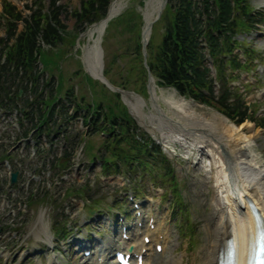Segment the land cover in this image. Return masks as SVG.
I'll return each instance as SVG.
<instances>
[{"label":"trees","instance_id":"1","mask_svg":"<svg viewBox=\"0 0 264 264\" xmlns=\"http://www.w3.org/2000/svg\"><path fill=\"white\" fill-rule=\"evenodd\" d=\"M42 1L36 3V10L31 9L32 14L26 18L15 6L5 4L3 17L6 19L7 37L2 41L6 44L2 51L8 49V54L5 65L0 64V79L9 74L10 67L34 69L38 62L36 54H40L39 36L53 48L60 47L67 40L75 43L77 37L67 35V26L61 22L60 14L64 7L58 6L60 0L53 1L48 13ZM82 2L81 9L74 12L81 32L104 19L112 1ZM258 18L253 15L249 0H170L162 18L165 27L161 45L151 41L148 47V67L157 78L159 87L176 89L183 97L217 110L238 126L248 120L264 126L256 117L257 109L253 105L247 106V88L240 90L231 86V82L238 79L234 72L252 65L244 64L235 54L241 46L236 38L256 29V25L261 23ZM141 20V15L131 7L111 23L107 31L109 38L116 31L129 38L127 48L107 61L105 76L115 86L133 89L147 97ZM19 22H23L21 32ZM244 52L250 61L257 60L255 52ZM45 60L51 64L47 57ZM12 74L19 73L13 71ZM97 109L106 114L112 137L103 145L104 170L119 173L122 164L129 168L137 162L144 172L165 181L171 179L173 170L167 165L168 159L136 124L120 102V95H109L99 101ZM172 180L175 190L176 182Z\"/></svg>","mask_w":264,"mask_h":264},{"label":"rangeland","instance_id":"2","mask_svg":"<svg viewBox=\"0 0 264 264\" xmlns=\"http://www.w3.org/2000/svg\"><path fill=\"white\" fill-rule=\"evenodd\" d=\"M7 1L16 5L25 15L30 14V12L27 11L26 6L34 7V2L28 0ZM80 1L81 0H61L60 2L65 7V10L61 12L62 22L69 27L70 31H74L76 28V21L71 13L81 7L82 3H80ZM126 1V9L132 4L138 8L137 11H140L141 13L144 12V6L141 7L139 5L142 0ZM147 1L149 0H145V3ZM3 2L4 0H0V39L4 38L6 35L4 21L1 17L3 12ZM251 5L254 6L257 12L264 15V0H251ZM261 29L262 31L259 34L252 35V37H248L247 40L248 42H253L254 48H256V50L264 57V24ZM93 30L94 28L87 30L83 35L79 42V48L81 50L78 51L81 53L75 58L81 61L83 71H86V65L91 67L95 65L96 62V58H94V45L96 44L98 36H94L93 39L91 38ZM155 33V42L160 44L164 34L158 30ZM128 38L129 36L123 35L120 31H116L112 34L109 40L106 41L105 45L110 52L108 54L110 60L113 59L114 55L122 53L123 50L127 48L126 42ZM245 38V36H240L238 40L243 41ZM76 46L77 45L71 46V43H68L66 48L74 51L73 47ZM79 67V63L72 59L67 65L65 76L73 77L72 72H77L80 69ZM242 75V80L236 82V86H241L243 82L246 83V79L249 78L248 74L243 73ZM250 76L260 79L262 90L256 92L255 88H252L247 101L253 103L254 100H259V98L263 101L264 67L261 66L258 70H254ZM81 77L82 76L77 77L76 80L74 79V82L80 86ZM92 84L93 87H95L94 92L97 94L101 89V85L99 82L94 83L93 81ZM162 91L164 95L163 98H161V96L159 97V102H157L158 108L152 106L150 101H145L144 99L141 100L142 102H139L138 100L131 98L129 94H124L123 100L128 104L129 112L132 113L136 122L152 136L154 141L161 146L165 156L168 157L180 192L178 198L179 204L176 203L175 198L173 197V192L169 189L168 184L165 181L163 182L164 187L161 184L162 180L156 179V181H154L155 183H153V180H151L153 179V176L145 174V178H143L144 175L138 169L134 171L133 175L122 174V177H111L110 179H107L106 187L100 189V197H107L106 204H109L110 206L114 205V202H119L123 207L120 205L119 208L106 209V212L101 216L98 214H88L86 208H84L81 210V214H79L78 217L72 216V218H70V222L80 229L73 230L70 233V237L66 244L58 245L59 248L55 251L53 250V247H51L52 243H50V248L46 246V243L52 241V233H50L47 227L44 229V225L41 226L39 214L34 217V220L32 219L31 214L30 217L33 222L23 228V242L19 241V243H15L16 247L19 248L18 250H21L19 252L20 254L17 258L8 260V264H52L48 259L50 257L55 258L54 261L58 264H84L72 253L71 249L74 246L73 242L80 237H86L88 234V231L86 230L87 228H90V230L92 229V231H100V235H102L105 228L102 219L110 216L112 219L115 217L117 220L119 216L118 214L122 213L124 209L130 210L131 203L129 201L132 198L131 194L134 196L135 192L133 191L135 187H138L141 192L140 195L135 193V195L137 194L136 200L141 201L145 205L144 211L149 209L156 211L157 221L159 225H162V229L165 231L164 235L168 234V243L166 247L171 249V252L168 255L171 260L178 262L179 264H207V259L209 257L207 256L208 248L211 244L207 231L211 226L213 227L214 224L209 222V208H204L202 203L204 201L207 202L211 197L213 185H210L211 190L205 188L200 189V185H195L193 176H197L199 173L204 175L207 173V165L208 162H210L209 158L211 159L212 155L208 154L206 151L207 155L210 157L207 158L206 156H202V151L198 152L202 144H199L196 137L190 135L185 137L184 133H181L179 127L169 123L165 116L173 117L174 119L177 118L176 120H181L180 122L189 123L190 126H193L204 120L210 122L213 118L212 115L217 114V112L199 104L193 105V109L197 111L196 119L191 121H189L190 119H187V121H185L181 119V115L174 109L173 104H170L172 102L171 96L173 90L164 89ZM185 101L186 103L191 102V100L188 99ZM261 106L264 108V103H262ZM247 123L249 122H246L245 124ZM254 128L259 131H264V129H258L256 126H254ZM256 130L251 131L249 128H244V130L239 134H236L233 139L226 141L228 145L233 144L234 140L237 143L239 142V144H243V138H247L248 143H245L243 146H247L248 152L258 162V160H261L264 157V154L258 151L259 145L264 143V136L260 139V142L255 141ZM94 141L95 140H90L86 147L89 152L90 160L98 157L99 148ZM195 168L200 169L199 173L195 172ZM97 183L98 182L92 183V188L95 191L99 190ZM202 190L208 195L200 194V191ZM203 197H205V199ZM180 207L184 208L183 212ZM149 213L150 212L148 211L146 212L147 215H150ZM56 221L51 222L49 227L51 228V225L56 223ZM58 222L60 224L62 220H59ZM175 223L177 224V227ZM207 225H209V227ZM183 230L186 235H181ZM119 236L120 233L114 238L110 235H104L102 238L105 242L109 239L118 240ZM28 247L29 251L27 252ZM188 248L189 250L187 251ZM24 252L26 253L25 256Z\"/></svg>","mask_w":264,"mask_h":264},{"label":"bare ground","instance_id":"3","mask_svg":"<svg viewBox=\"0 0 264 264\" xmlns=\"http://www.w3.org/2000/svg\"><path fill=\"white\" fill-rule=\"evenodd\" d=\"M162 2L163 0H149L143 9L144 21L146 22L143 34L146 42L151 38L152 33L150 25L159 15ZM126 3V0H115L109 9L108 19L94 28L91 34L92 39L94 36H103L102 33L105 30L108 20L120 14L126 7ZM99 43V40H96V45H94V52L98 55V58L100 53ZM100 61L99 58L95 66H93L95 70L93 75L96 79H102V65ZM151 90L153 100L155 99V101H158L160 96L163 98V91L158 89L155 80L151 83ZM130 96L142 102L134 94ZM171 101L170 104H173L174 109L179 112L182 117L181 119L185 121H187V119H190L189 121L196 119L197 111L193 109L194 104L186 103L185 100L177 97L174 92L171 96ZM212 117L210 122L204 120L193 126H190L189 123L180 122L181 120L178 121L176 120L177 118L174 119L173 117L166 116V119L169 123H172V125H177L181 133H184L185 137H188V135L196 137L199 144H202L198 151H202V156L208 158L209 155H207V153L212 155L211 159L209 158L210 162H208L207 165L206 176L202 173L200 174V169L198 168H195V172L199 173V175L193 176L195 185H200V189L205 188L211 190L210 185H213L211 197L207 202L204 201L202 203L204 208H209V222L214 224V226H211L207 231L211 240V244L208 248L207 256L209 257L207 259V264H217L219 258L218 254L223 247L227 246V241L229 239H231L232 244H234L236 264H247L257 234V222L254 220L252 211L249 209L247 198L254 202L264 218V168L263 166H259V164L264 165V157L258 160V162L252 157L248 152L247 146H243L245 143H248L247 138H243V144H239V142L237 143L234 140L233 144L228 145L226 141L233 139L235 135L242 132L244 128L255 131L256 129L252 124L247 123L238 127L218 114H213ZM263 136L264 131L256 130L254 140L260 142ZM223 148L229 154V160L222 154ZM258 151L264 154V143L259 145ZM229 169L232 175H228L230 172ZM200 194L208 195L204 193L203 190L200 191ZM205 197L203 198L205 199ZM144 220L146 222L145 224L149 226V220ZM156 225L158 226L157 235L149 229H145L142 236L138 234L141 231L139 229L136 234L131 233L134 226H129V236L133 238V243L128 245H132L134 249H139V251L145 249L146 245L144 244V239L150 236L145 234L148 231L152 234L151 236L158 241L156 245L161 244V237L159 235L164 229H162L163 227L159 225L158 221ZM47 226L48 224L45 225V227ZM207 226L209 227V225ZM167 242L168 238L164 239L162 245L166 246ZM115 243V239L107 241L104 246V249H107V253L114 248L113 245ZM169 252H171V249H169ZM166 257L162 255L158 257L155 255L154 258H149L148 264H152L151 261H154L155 264H179L178 262L169 260L168 257V260H166Z\"/></svg>","mask_w":264,"mask_h":264},{"label":"water","instance_id":"4","mask_svg":"<svg viewBox=\"0 0 264 264\" xmlns=\"http://www.w3.org/2000/svg\"><path fill=\"white\" fill-rule=\"evenodd\" d=\"M167 2H168V0H166V1L164 2L163 6H165V5L167 4ZM163 6H162V7H163ZM144 56H146V46H144ZM224 153H225V152H224ZM225 154H226V153H225ZM226 155H227V154H226ZM227 156H228V155H227ZM16 177H17V176L14 177V181L16 180Z\"/></svg>","mask_w":264,"mask_h":264}]
</instances>
